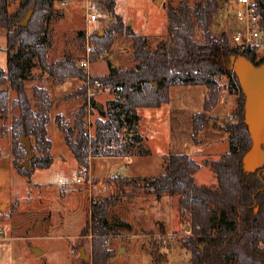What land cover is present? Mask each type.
Segmentation results:
<instances>
[{"label": "trees", "instance_id": "1", "mask_svg": "<svg viewBox=\"0 0 264 264\" xmlns=\"http://www.w3.org/2000/svg\"><path fill=\"white\" fill-rule=\"evenodd\" d=\"M60 1L19 0L16 10L11 11V0H0V28L7 32L8 53L6 68L0 65V115L8 116L10 108L19 110L10 129L2 128L11 133L12 152L19 172L30 176L35 169H48L54 162L53 144L48 136L53 98L47 88L34 86V106L26 87L37 64L58 84L68 79L84 82L67 96L81 94L84 99L74 122L70 123L63 114L56 115L55 122L64 143L86 174H89L91 158L131 156L143 141L137 133L139 108H159L169 103L174 86H204L209 91L204 110L193 115L192 139L196 142L206 114L218 104L219 79L226 77L228 89L238 90L240 102L235 122L227 127L229 151L209 164L217 179L216 185L196 183L195 174L201 166L188 153L167 154L163 171L143 181L121 175L113 176L111 181L144 188L158 199L165 195L178 197L181 215L191 227L188 236L181 240V247L191 255L190 264H264V167L252 173L243 168V156L251 148L252 140L244 123L246 98L230 65V57L240 54L231 45L230 33L214 35L211 30L221 0H202L194 7L187 1L177 6L170 4L167 7L170 39L154 51L149 49L145 36L124 23L116 12V0H104L116 21L104 36L93 35L96 43L93 54L109 49L115 32L125 33L132 41L135 65L122 68L111 64L108 73L95 76H90L71 56L49 61L50 25L58 16L56 4ZM258 4L264 28V0H258ZM29 14L27 26H22L21 22ZM243 56L256 66L264 63V56L258 57L256 49ZM88 84L115 95L109 100V110L95 102L92 104V110L99 114L92 124L93 131L88 129L86 121ZM13 91L16 97L12 99ZM124 129L129 132L127 137L122 135ZM28 136L34 139L31 159L21 142ZM24 157L30 160L29 169L19 168ZM114 201L115 194L93 201L90 217L81 230L80 238L93 236L92 264H108L114 256V251L106 246L109 235L118 226H131L126 221L113 223L110 209ZM151 254L156 262L161 260L158 252Z\"/></svg>", "mask_w": 264, "mask_h": 264}, {"label": "rangeland", "instance_id": "2", "mask_svg": "<svg viewBox=\"0 0 264 264\" xmlns=\"http://www.w3.org/2000/svg\"><path fill=\"white\" fill-rule=\"evenodd\" d=\"M80 1V5L85 2ZM182 1L194 7L202 0H116V12L126 25L148 39V47L154 51L170 39L167 7L170 4L177 6ZM234 2L227 0L215 14L211 26L214 35L233 33L242 27ZM85 3L90 5V12L97 15L96 21L88 23L86 12L79 5L56 4L60 9L57 7L58 16L50 25V62L71 56L79 64L86 54L87 26L92 40L94 34L104 36L108 27L116 21L104 0H88ZM18 4L19 0H11L10 10H16ZM6 33L5 29L0 31V65L4 68L8 57ZM92 42L95 43L94 40ZM93 55L88 72L90 76L108 73L111 64L122 68L135 65L132 41L125 33L115 32L112 46L102 55ZM82 84L84 82L79 79H68L58 84L37 64L26 87L34 106V86L47 88L54 101L52 110H61L65 118L73 123L84 99L81 94L67 96L76 92ZM219 85L218 104L206 114L196 142L192 139L193 115L204 110L209 91L204 86H175L170 104H163L160 108H139L141 129H137V133L144 137L142 144L133 149V154L127 160L120 157L94 158L95 177L91 179L80 168L64 140L58 137L62 133L55 119L48 126L54 155L51 167L35 169L30 176L19 172L12 152L11 133L2 129L4 126L10 129L12 119L19 115V110L10 108L8 116L0 115V264H84L80 258L82 245L86 254L91 256L86 264H92L93 236L89 234L80 238L81 230L90 217L92 202L112 194H115V201L110 209L111 220L113 223L126 221L131 226H118L109 235L106 246L114 251V256L108 264H190L191 255L181 247V240L188 236L191 227L188 219L181 215L178 197L165 195L158 199L144 188L133 184L122 185L111 181V178L121 175L143 181L145 177L156 176L163 171L167 154L188 153L201 166L195 174L196 183L216 185L217 179L209 164L229 151L227 127L235 122L240 102L238 90L228 89L226 77L219 79ZM91 92L92 103L101 104L109 110V100L115 95L100 87L93 88ZM11 97L15 98L16 92L13 91ZM91 113L86 121L88 129L93 131L92 124L99 114L97 110H91ZM128 133L124 129L122 135L127 137ZM27 160L28 157H24L21 163ZM80 178L84 181L79 182ZM255 210L258 211L259 207ZM34 247L43 254L36 256L32 251ZM152 252L160 254L159 262L154 260Z\"/></svg>", "mask_w": 264, "mask_h": 264}, {"label": "water", "instance_id": "3", "mask_svg": "<svg viewBox=\"0 0 264 264\" xmlns=\"http://www.w3.org/2000/svg\"><path fill=\"white\" fill-rule=\"evenodd\" d=\"M224 1H220V8ZM30 18L31 14L21 22V25L27 26ZM230 62L231 70L236 74L246 98L244 123L248 126L252 146L243 156V168L246 172L252 173L264 167V63L256 66L243 55L231 56ZM154 86L157 89V83H154ZM21 142L26 146L31 159L33 157L31 137H25ZM29 165L30 160H27L20 163L19 168L29 169ZM186 229L189 230V226ZM32 251L36 256L43 254V251L35 247ZM120 252H123L122 248ZM80 258L85 261L91 259L85 252V246L80 248Z\"/></svg>", "mask_w": 264, "mask_h": 264}, {"label": "built area", "instance_id": "4", "mask_svg": "<svg viewBox=\"0 0 264 264\" xmlns=\"http://www.w3.org/2000/svg\"><path fill=\"white\" fill-rule=\"evenodd\" d=\"M88 0H85V2ZM83 3L80 5V0L66 1L62 0L59 2L61 6H67L74 4L80 6L86 12V19L88 23L97 20V15L90 12V5L88 3ZM236 15L240 21L242 27L236 32L230 33L231 45L237 50L240 55L246 52L257 50L258 57L264 56V28L262 23V16L259 11L258 0H235L234 2ZM86 54L79 61L80 67L86 69L89 72L91 67V56L96 49V44L90 39L89 27L86 28ZM106 53V52H105ZM102 55V53H101ZM93 88L88 84V105H87V115L92 116V92ZM91 179V178H90ZM88 180L91 185V180ZM79 182L84 181V178L78 179Z\"/></svg>", "mask_w": 264, "mask_h": 264}, {"label": "crops", "instance_id": "5", "mask_svg": "<svg viewBox=\"0 0 264 264\" xmlns=\"http://www.w3.org/2000/svg\"><path fill=\"white\" fill-rule=\"evenodd\" d=\"M57 5H59L58 3H57ZM57 7H59V6H57ZM58 9H60V7L58 8ZM65 15L67 16V12H65ZM64 16V15H63ZM63 16H62V18H63ZM0 31H2V29L0 28ZM135 31V30H134ZM6 44H7V36H6ZM83 85V84H82ZM81 87V86H80ZM175 87V86H174ZM79 88V87H78ZM173 88V87H172ZM172 88H171V90H170V93H171V101L169 102V103H167V104H170L171 102H172ZM73 103V102H72ZM74 104V103H73ZM72 104V105H73ZM98 105H101V104H98ZM163 106V105H162ZM160 108V107H159ZM63 112L60 110V111H55V108L51 111V119H52V121L54 122V119H55V117H56V115H58V114H62ZM137 129L138 130H140L141 129V127L138 125L137 126ZM139 133H140V131H139ZM140 135H141V133H140ZM129 136H132V134L130 133L129 134ZM142 137H144L143 135H141ZM58 137H60V138H62V140H63V134L61 135V134H58ZM53 143V142H52ZM68 147V146H67ZM69 149V148H68ZM52 150H53V146H52ZM52 154H53V152H52ZM54 156V155H53ZM94 158H97V157H94ZM94 158H91L90 159V169H89V177L90 178H92V177H95L94 176V173H93V164H92V162H93V160H94ZM120 158H122V159H124V160H127L129 157H120ZM101 167L102 168H104L105 167V165H104V163H102L101 164Z\"/></svg>", "mask_w": 264, "mask_h": 264}, {"label": "flooded vegetation", "instance_id": "6", "mask_svg": "<svg viewBox=\"0 0 264 264\" xmlns=\"http://www.w3.org/2000/svg\"><path fill=\"white\" fill-rule=\"evenodd\" d=\"M225 2L227 3V0L224 1L223 5L226 4Z\"/></svg>", "mask_w": 264, "mask_h": 264}]
</instances>
